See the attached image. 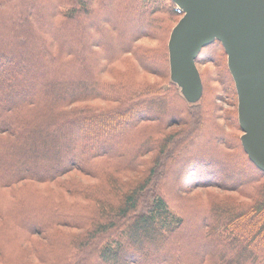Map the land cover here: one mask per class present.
Here are the masks:
<instances>
[{"label": "trees", "instance_id": "obj_1", "mask_svg": "<svg viewBox=\"0 0 264 264\" xmlns=\"http://www.w3.org/2000/svg\"><path fill=\"white\" fill-rule=\"evenodd\" d=\"M117 10L121 25H89ZM181 15L171 0H0V264H163L150 257L169 247L167 264H264V171L219 101L237 98L226 52L202 47L211 95L200 71L188 102L169 72Z\"/></svg>", "mask_w": 264, "mask_h": 264}, {"label": "water", "instance_id": "obj_2", "mask_svg": "<svg viewBox=\"0 0 264 264\" xmlns=\"http://www.w3.org/2000/svg\"><path fill=\"white\" fill-rule=\"evenodd\" d=\"M171 1L182 10L167 43L171 80L188 102L199 101L196 57L219 40L237 92L242 146L264 171V0Z\"/></svg>", "mask_w": 264, "mask_h": 264}, {"label": "rangeland", "instance_id": "obj_3", "mask_svg": "<svg viewBox=\"0 0 264 264\" xmlns=\"http://www.w3.org/2000/svg\"><path fill=\"white\" fill-rule=\"evenodd\" d=\"M39 11L41 12L42 10L39 8ZM47 11H48V8L47 7H45V9H44V13L47 15ZM43 12V11H42ZM180 13H182V12H180ZM110 18V20L113 22V23H115L116 25H121V22H122V19H123V15H122V12L119 10H117V13H115V11L113 12V13H111L110 15H108V13L106 14V13H98L97 15H93V16H91L90 17V22H92V23H90L89 25H95V26H97V27H99L100 26V24L102 23V20L104 19V18H106V19H109ZM176 24V23H175ZM174 24V25H175ZM174 25H172L171 26V28L169 29V32L168 33H166V34H168V35H170V32H171V30H172V28H173V26ZM134 28V24L133 23H129L128 25L126 24V34H129L131 31H132V29ZM26 30H24V32H25ZM102 34V33H101ZM107 38V36H105V37H99V36H97V34H94V36L92 37V40H94V41H100V42H102V41H104L105 39ZM168 39H169V37H168ZM124 40V39H123ZM167 43H168V41H167ZM31 49H32V46H31V48L30 47H27L26 46V48H25V53H27V54H25V56H27L28 55V57H27V59L31 62V63H33L34 65H35V67H39L40 66V58H36V59H30L29 58V55H30V53H31ZM33 50V49H32ZM29 53V54H28ZM168 58H169V56H168ZM92 61V60H91ZM226 62H227V55H226ZM197 67H198V69H199V71H202V74H203V77H204V81H205V93H207V95L208 94H210L211 95V82H210V79H211V77L209 78V76H215V73H216V68L214 69V70H212V73H211V69H213V66H210V68H209V65L206 63H204L203 62V60L201 61L200 60V62H198V64H197ZM169 69H170V67H169ZM169 72H170V70H169ZM45 73H46V71H45ZM81 75V74H80ZM80 75H78V77H80ZM31 77V76H30ZM143 78L144 79H146V80H148V81H159L161 78H159L158 76H156V75H149V74H147V73H143ZM37 79V76H33L32 75V77L30 78V80L27 82V89H25V92H26V94L24 95V98H33V97H35L36 95V89L35 88H37L36 87V84H37V81L39 80H36ZM51 78H49L48 80H50ZM176 84V83H175ZM213 84H216L215 86L217 87L219 84L217 83V82H213ZM177 85V84H176ZM178 86V85H177ZM178 88V92L182 95V93H181V91H180V88H179V86L177 87ZM227 90V88L224 90V91H226ZM232 87L230 86L229 87V90H227L228 92H226V93H223V98L220 100L219 99V101L222 103V105L223 106H225V107H229V105H231V101L233 100V105L234 106H236L237 107V98H236V104H234L235 103V99H231V96L233 95V93H232ZM217 94H219L220 95V92L218 93V92H216V95ZM183 96V95H182ZM23 98V99H24ZM231 99V100H230ZM13 103H21L22 102V100L21 101H18V100H13L12 101ZM220 102H216L217 104H220ZM191 103V102H190ZM209 129V128H208ZM213 132H215L214 131V129H210V130H208L207 132H205V133H203V135H202V137L200 138V139H202V138H205V137H207L209 134H211V133H213ZM123 134H125V133H123ZM126 134H127V132H126ZM119 135H121V133H118V134H115V133H111V134H109V136H108V138H107V142H105L104 144L106 145V144H111L112 143V140H114V138H117V137H120ZM241 135V134H240ZM74 137H75V135H74ZM200 139L198 140V144L200 145V146H203V142H202V140H201V142H200ZM117 146V145H116ZM204 149H206L205 147H204ZM212 151L213 150H211V149H208V151H207V149H206V152L207 153H212ZM80 154H82V153H75V155H80ZM214 159H216V160H220L221 158L219 157V156H215L214 157ZM232 174V177L233 178H235L237 175L235 174V169H233V170H231L230 171V175ZM179 182H178V184H180V185H182L183 187L184 186H186V185H189L188 183H187V180L183 177H181V178H179V180H178ZM189 188V186L186 188V190ZM213 189H218L219 190V188H213ZM195 191H205V190H209V189H202V188H195L194 189ZM193 190V191H194ZM189 216H190V220H192V219H194V218H196L195 217V215L194 214H192V213H189ZM192 232L191 231H187L186 232V239H187V237L191 234ZM181 237H183V235H181ZM186 239H184V238H182L180 241H186ZM175 242V241H174ZM190 247H192V246H190ZM186 249V251L187 252H190L191 251V249L190 248H185ZM166 250V251H165ZM180 256H182L181 254H180V252L179 251H176V249L175 250H173V249H171V247H169L168 249H164V250H160L159 252H158V254H156V255H154V256H151L150 258L153 260V263L155 262V261H159L160 259H162V258H164L166 261L163 263V264H167V263H169V262H172V261H174V260H176V259H178V258H180ZM140 258V257H139ZM140 260H142L143 261V258H140ZM141 262V261H140Z\"/></svg>", "mask_w": 264, "mask_h": 264}, {"label": "built area", "instance_id": "obj_4", "mask_svg": "<svg viewBox=\"0 0 264 264\" xmlns=\"http://www.w3.org/2000/svg\"><path fill=\"white\" fill-rule=\"evenodd\" d=\"M177 11L182 12V10L176 6Z\"/></svg>", "mask_w": 264, "mask_h": 264}]
</instances>
